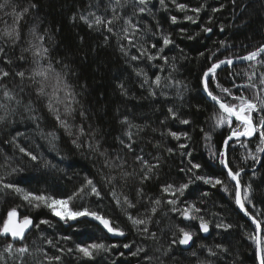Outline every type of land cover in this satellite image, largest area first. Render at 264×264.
Returning <instances> with one entry per match:
<instances>
[{
	"label": "trees",
	"instance_id": "obj_1",
	"mask_svg": "<svg viewBox=\"0 0 264 264\" xmlns=\"http://www.w3.org/2000/svg\"><path fill=\"white\" fill-rule=\"evenodd\" d=\"M31 2H34L37 8L32 9L20 22L21 39L12 45L10 41L0 37V47L5 48L8 58L13 61L11 65L0 64V67H5L13 73L4 83L22 100L20 106L14 103L11 105L16 109L15 113L8 116L7 122L0 123V175L10 173L13 168L21 169L22 171L10 176L6 175V181L16 183L25 191L34 194L43 193L58 199L72 195L85 184L86 178L92 179L101 190L103 198L97 200L95 196H85L73 200L70 206L74 209L88 207L99 211L122 228L125 236L121 240H110L101 231L97 222L89 218L64 223L49 209L32 208L12 190H3L0 191V223L8 210L13 207L18 208L21 217L30 216L36 224L42 219L50 222L47 225H40L39 229L32 227L27 234L23 243L29 247L30 255L25 256L24 264H47L44 252L51 256L60 255L61 264H202V262L203 264L209 262L254 264V244L249 238L250 234H254V228L238 214L235 208L234 187L228 192H223L219 186L212 188L210 185L196 182L186 191L185 197L181 198L195 202L202 209L200 214L210 222L208 233L198 230L197 221H183L169 211V205L162 204L147 225L150 233H156L155 239L146 238L145 235L138 233L125 214L116 207L108 193L114 187L121 199L127 196L136 204L135 208L128 209L133 216L150 215L151 200L161 196V185L173 183L178 186L187 182L189 174L181 172L180 169L189 167V158L182 155V151H191L193 154L191 159L202 165L199 170L200 175L226 179L219 158H211L209 149L205 145L207 143L213 149H220L230 130L227 126L212 129L209 116L214 106L202 98L201 78L203 72L217 58L235 59L264 44V0H177L178 3H184L189 8L203 5L198 17L191 11H178L171 0H165L166 10L161 7L159 0H151L148 5L150 13L142 16H133L131 5L124 9L118 8L121 15L132 17L133 22L138 23L142 31L138 32L137 36L143 35L146 41L156 42L152 34L158 27L164 34L171 35L174 44L169 47L177 53H182V58L175 60V63L172 62V57L165 49L164 55L169 58L167 65L162 60L151 63L146 59L131 61L119 51V44L126 45L127 41H118L114 35L91 30L80 21V15H86L90 11L111 16V12H105L109 0H31ZM10 3L19 11L29 5V0H10ZM214 8L219 10L213 12ZM10 12L11 7L0 10V31L13 24V17L8 14ZM173 15L178 18L179 22L176 24L171 23L170 17ZM185 15L193 16L197 19V23L185 21ZM74 16L75 20H73ZM123 26L121 20L113 27L114 30L119 31ZM203 27H210L212 32H203ZM144 29L147 31H143ZM32 30H35L37 36H45L43 45L49 50V60L42 63L51 62L56 72L66 71L68 83L78 94L77 99L80 103L76 105L77 111L71 122L74 125L82 124L86 132L95 130L94 137L89 135L81 137L80 148L72 143L75 136L69 137L57 125L56 120L45 107V102L37 100L35 84L26 80L23 84L24 91H20V80L14 73L18 70L30 71L35 66L34 49L30 47L29 42L40 43L33 36ZM106 34L110 37L107 44L104 41ZM189 36L193 39H189ZM220 41L225 42V47L220 46ZM145 46H148L147 43ZM25 49L28 51H24ZM222 50L223 53H217ZM131 52L138 54L135 49H131ZM213 52L216 56L208 63L207 57ZM198 53H204L205 57L193 59ZM21 55L26 59L19 60L18 57ZM173 65H175L174 70L179 74L177 78L171 79L173 86H166L168 91L165 90L161 94L157 91L155 96L149 95V85L141 87L143 78L138 77L134 71V69L147 71L150 82L158 74L162 77V83L168 84L169 80L164 79L166 77L164 70L169 68L173 70ZM256 72L257 75L264 72V66L257 65ZM176 81L180 84L176 85ZM217 82L225 88H230L236 95L245 92L249 99L254 98L255 90L233 87V83L245 84L246 76L236 73L230 76L227 70L218 72L217 81H210L209 87L220 94L216 87ZM120 84L124 85L126 94H121V89L118 87ZM151 87L155 88L154 85ZM30 99L33 101L34 111L26 112L24 105H27ZM227 99L231 98L227 97ZM169 108L177 112L179 119H187L191 123L183 125L179 119H171ZM81 109L86 114L83 119L79 115ZM3 114V110H0V115ZM32 115L38 117V120H31L29 117ZM125 117L131 124L142 127L143 131L135 127L129 129L127 124H122L121 121ZM37 124L44 133H55L56 139L52 144L49 143L51 137L43 138L38 134ZM201 128L211 134L210 141L204 140ZM169 130L177 133L186 132L191 139L185 140L182 137L177 141L167 135ZM126 131L133 133L135 141L133 152H129L120 143V140L128 142ZM18 133L20 135H17ZM13 137H16V142L20 146L37 155L38 161H31L14 148L13 144L9 143ZM88 142L93 145L98 144V151L89 149L86 146ZM179 143H186L189 148L181 150L178 148ZM232 143L235 147L229 148L228 158L234 170L254 169L258 161L260 162L251 177H248L249 184L252 185L255 205V207L249 205L248 209L252 213L257 211L264 213V152L256 153L259 138H253L248 143L247 149L241 148L236 142ZM168 148H173L174 152L169 154ZM100 152H105L106 155L102 157ZM248 152L256 154L259 160L254 161L251 158L245 160L244 157ZM136 155H143L150 163L158 162L160 165L152 179L143 184L140 182L142 173L139 163L136 162ZM5 157L8 158L6 166ZM156 157H159V161L155 159ZM105 159L115 164L124 161L123 171L133 175L121 179V169L105 167ZM44 162H47V167L44 166ZM246 175L240 177L244 186H246ZM107 176L117 177L113 185L106 184ZM228 183L232 185L230 181ZM138 189L143 190L142 196H137ZM204 193L207 195L205 196ZM168 198L170 197H164V199ZM257 218L264 221V214ZM221 222L231 224L232 227L227 231L217 228L216 224ZM177 226L186 227V230L193 232V242L190 249L185 251L179 249L178 243L172 245L171 251L165 255L173 234L179 236ZM213 227L217 228V232L212 234V231H215L212 230ZM65 236L71 239L66 241L63 239ZM48 240H52L56 247L48 245ZM8 242L11 241L0 237V251ZM93 242L117 244L118 247L108 253H101L94 261H85L75 251L67 252L68 248L74 250L77 244L87 245ZM125 243L130 244L131 247L125 249L123 247ZM217 244L223 245L227 252H219L215 247ZM16 246L19 247L20 242L16 243ZM57 248L65 251L58 252ZM137 248H143L144 251L133 256L131 253L136 252ZM208 248L217 251L218 255L209 256ZM9 264L12 262L10 261Z\"/></svg>",
	"mask_w": 264,
	"mask_h": 264
},
{
	"label": "snow or ice",
	"instance_id": "obj_2",
	"mask_svg": "<svg viewBox=\"0 0 264 264\" xmlns=\"http://www.w3.org/2000/svg\"><path fill=\"white\" fill-rule=\"evenodd\" d=\"M150 2L151 0H109V5L105 9V12H111V16L97 14L95 11H90L86 15H80L79 19L91 30L114 35L118 41H127L126 45L122 43L119 44V51L123 56L130 58L131 61L146 59L151 63L152 61L162 60L163 63L167 65L169 63V58L164 55V52L166 48L174 44V40L171 35L164 34L163 30L158 27L156 32L152 34L156 38V42H148L145 40L143 35L137 36V33L142 31L139 28L138 23H134L132 17L123 16L121 15V12L118 11V8L124 9L131 5L133 8V16H142L145 13H150V9L148 8ZM159 2L161 7L166 10L167 5L165 0H159ZM171 3L175 5L178 11H191L197 14V17L204 7L201 5L200 7L189 8L188 5L178 3L177 0H171ZM9 7H11V12L8 14L13 17V24L11 26H6L2 31H0V37L5 38L6 41H10L12 45H15L21 39L20 22L24 20L25 16L29 14L32 9L37 8V5L29 0L28 6L17 11V7L12 5L10 0H0V10L7 9ZM218 10L219 9L215 8L212 9L213 12ZM75 19L76 17L74 16L73 20ZM170 19L172 24L179 22L175 15L171 16ZM121 20L123 21L124 26L119 31L114 30L113 26ZM184 20L190 21L193 24L197 23V19L191 15H185ZM209 22H211V20ZM222 30L223 29H221V31ZM143 31H147V29H144ZM181 31L183 32L184 30L182 29ZM202 31L210 33L212 32V29L210 27H203ZM32 34L40 43L32 44L29 42L30 47L34 49L33 64L35 66L30 71L18 70L14 73L15 77H18L20 80V91H24L23 84L26 80L30 81L31 84H35L37 86L35 89L37 100L45 102V107L54 117L57 125L62 128L69 137L75 136L72 143L75 147L80 148L82 146L81 143H79L81 137L85 135L94 137L95 130L92 132H86L82 124L74 125L71 122L77 111L76 105L80 103L77 99L78 94L74 91L72 85L68 83V80L66 79L68 73L66 71L56 72L51 62H48L47 64L42 63V61L49 60V50L43 45L45 36H37L35 30H32ZM107 34L104 35V41L106 44L110 38ZM188 38L193 39L191 36ZM146 43L148 45L147 47L145 46ZM220 46L225 47V42L220 41ZM131 49H135L138 54H132ZM24 51H28V49H25ZM200 55L204 56V53H201ZM215 56L216 53L213 52L207 58L212 60ZM18 59L23 61L26 58L21 55ZM236 60L249 62V67L252 71L244 72V76L247 77V82L245 84L237 85L233 83V87L255 90L253 99H249L243 92L236 95L230 88H225L218 82L216 83V87L219 89L220 94L215 93L209 87L210 81H217V70L224 65L229 67L233 66ZM12 63L13 61L8 58L5 48L0 47V64L11 65ZM257 65L264 66V44H261L254 50L249 51L244 56L235 57V59L232 57H225L224 59L217 58L215 62L211 63L210 67L203 72V76L201 78L203 91L214 105V110L209 116L212 129L215 130L217 128L227 126L230 130L229 134L224 138L223 146L220 149H213V147L207 143L205 145L209 149V155L211 158H219V164L222 165L224 171L226 172V179L200 175L199 170L202 165L191 159L193 155L191 151H182L181 154L186 155L189 158V167L187 169H180L181 172L189 174L187 182L181 183L178 186L173 183L161 185V196L151 200L152 206L149 210L151 213L150 215L145 214L143 217L133 216L128 209L135 208L136 204H134L127 196H124L123 199H121L120 194L116 192L114 187L108 193L112 197L116 207L125 214L127 220L138 233L145 235L146 238H156V233H150L147 225L160 210L162 204L169 205V211L172 214L179 216L183 221H197L199 224L198 230L202 233H208L210 222L200 214L202 209L197 206L195 202H189L187 199L182 200L181 198L185 197L186 191L196 182H202L205 185H210L212 188L219 186L220 190L223 192H228L230 188L234 187V203L236 207L240 210V212L248 217L255 226L254 234L246 235H249V238L255 245L256 261L258 264H264V221L257 218L259 215L264 213H260L259 211L252 213L246 207V205H253V207H255L252 198V185H242L240 177L244 169L239 168L234 170L231 167V162L228 158L229 148L235 147V144L232 143L233 141L239 144L241 148L247 149L248 143L251 139L257 136L259 138V143L256 146V153L264 152V72H260L259 75H257ZM172 67L175 69V65ZM65 68H67V65H65ZM134 71L138 77L143 78L141 87L149 85V95L155 96L156 91L151 87V85H154L157 89L160 88L162 86V77L157 74L155 75V79L150 82L147 73L144 72L143 69H134ZM161 71H163V67H161ZM239 74L240 73H236V75ZM10 75H13L10 70H7L5 67H0V110H3L4 113L3 115H0V123L7 122L8 116L15 113L16 109L11 107L13 103L16 106H20L22 104V100L18 98V95L14 92V90L9 89L6 83H4ZM229 75L231 76L232 73H229ZM164 79L169 80V83L165 86H173L170 77ZM175 84L179 85L180 82L176 81ZM118 87L121 89L122 95L126 94L123 84L118 85ZM227 97H230L231 99L229 100ZM32 104L33 101L30 99L28 104L24 105V110L26 112H33L34 109ZM168 112L171 119H179L177 112L172 108H169ZM79 115L82 119L86 117V114L82 109L80 110ZM29 118L33 121L38 120V117L34 115ZM179 122L183 125H189L191 123V121L187 119H179ZM121 123L127 124L129 129L135 127L139 131H143L142 127L131 124L126 117L121 121ZM37 129L38 134L41 137H51V140H49L50 144H52L56 139L55 133H44L40 130L39 124H37ZM200 131L203 133V138L206 142L211 140V134L209 132L205 131L203 128H201ZM17 135L20 134L18 133ZM125 135L128 138V142L125 143L124 140H120V143L129 152H133L135 143L133 140V133L131 131H126ZM161 135H165V133H161ZM167 135L177 141H180L182 137L185 140L191 139L186 132L177 133L169 130ZM242 137L244 140H241ZM9 143L13 144L14 148L18 149L23 156L28 157L31 161H38L37 155L33 154L25 147L20 146V144L16 142V137H13ZM86 146L93 151H98V144L93 145L91 142H88ZM156 146L159 147V145ZM178 148L185 150L189 148V145L186 143H179ZM167 151L169 154H172L174 149L168 148ZM99 154L102 157L106 155L105 152H100ZM248 158H251L254 161L259 160V157L252 152H248L244 157L245 160ZM135 159L140 165V172L142 173L140 182L143 184L145 181L152 179L155 170L158 169L160 165L158 162L155 164L150 163L143 155H136ZM155 159L159 161V157H156ZM7 160L8 158L5 157V166L7 164ZM44 166H48L47 162H44ZM104 166L108 168L119 167L121 169V179H126L128 176L133 175V173L123 171L124 161L122 160L119 164H115L111 160L105 159ZM19 171L22 170L13 168L12 171L6 175L10 176ZM6 175H0V191L12 190L30 207L37 209L45 207L64 223H68V221H75L80 218H89L91 221L97 222L99 226H102L103 230H105L107 234L120 237L125 236V232L122 228L117 226L111 218L101 214L99 211L92 210L88 207L74 209L70 206L73 200L77 198L82 199L85 196H95L97 200L103 198L101 190L92 179L86 178L85 184L77 189L76 192L66 198L58 199L54 196L43 193L34 194L32 192L25 191L23 188L18 187L14 182H7ZM116 179V176H107L106 184L113 185ZM229 181L234 183L230 185L228 183ZM142 195L143 190L138 189L137 196ZM204 195L206 196L207 193H204ZM164 197L170 198L164 199ZM49 223L50 222L48 220L42 219L39 224H36L30 216L25 215L21 217L17 207H13L8 210L6 216L2 218V223H0V237L5 240L10 237L11 242H8L3 247V250L0 251V264H9L10 261L12 264H24L25 256L30 255L29 247L23 243L26 238V233L32 227L39 229L40 225H47ZM190 226L191 225H189V227ZM216 227L227 231L232 227V225L221 222L216 224ZM177 230L179 236L177 237L176 233L173 234V239L169 249L164 253L165 255L167 252L171 251L172 245H176L178 243L181 246H187L193 240L194 233L186 230V227L177 226ZM63 239L67 241L70 240L71 237L65 236ZM16 242H20L19 247L16 246ZM47 243L53 248L56 247L52 240H48ZM117 247V244L109 245L103 242H93L88 243L87 245L77 244L74 250L72 248H68L67 252L72 253L75 251L76 253H79L80 257H82L85 261H94L101 253H108ZM123 247L125 249H129L131 245L125 243L123 244ZM215 247L219 250V252H227V249L221 244H217ZM56 250L61 253L65 251L62 248H57ZM143 251V248H137L136 252L131 254L136 256ZM207 252L208 255L212 257L218 255V252L214 251L212 248H208ZM43 255L47 264H54V262L55 264H61L62 257L60 255L51 256L46 252H44ZM121 255H123V253H121ZM209 264H211V262H209Z\"/></svg>",
	"mask_w": 264,
	"mask_h": 264
},
{
	"label": "bare ground",
	"instance_id": "obj_3",
	"mask_svg": "<svg viewBox=\"0 0 264 264\" xmlns=\"http://www.w3.org/2000/svg\"><path fill=\"white\" fill-rule=\"evenodd\" d=\"M179 42H181V41H179ZM166 52L169 54V56H171L172 57V59H171V61L172 62H174L175 63V60H178V59H180V58H182V53H177V51L175 52L174 51V49H172L171 47H168V48H166ZM224 52V50H222V51H218L217 53H223ZM205 56H201L199 53L198 54H196V55H194L193 56V59H203ZM174 58V59H173ZM223 59V58H222ZM211 60H209L208 59V63L210 62ZM213 62H215V61H212V63ZM249 64V62H244V63H237V64H234L233 66H231V67H229V66H226V65H224V66H221V68L220 69H218L217 70V73L218 72H220V71H222V70H227L229 73H232V74H235V73H240L242 76H244V72H250V67L249 66H247ZM144 72H146V73H148L147 71H145V70H143ZM165 71V78H171V79H174V78H177V76L179 75V74H177V72H176V70H172L171 68H169V69H165L164 70ZM164 77V76H163ZM202 84V83H201ZM165 85H167V83L165 84V82H163L162 83V86L161 87H163L164 86V88H158L157 90H156V88H153V89H155V91L157 92L158 91V93H163L166 89H167V87L165 86ZM166 91H168V90H166ZM202 93V98L206 101V102H208V103H210L211 105H213L211 102H209L208 100H207V95H204L203 94V88H202V91H201ZM243 93H245V92H243ZM214 106V105H213ZM254 138H258V136L257 137H254ZM49 139H50V137H49ZM241 140H244V138L242 137L241 138ZM252 140V139H251ZM45 141H47V140H45ZM42 147V146H41ZM42 149V148H41ZM261 157V156H260ZM259 164H260V162L258 161V163L255 165V168L253 169H249V170H246V171H243L242 172V174H241V176L242 175H249V176H247L246 175V179H245V184H246V186L247 185H249V179H248V177H251V175H252V172L253 171H255L256 170V168L259 166ZM221 168H222V170H223V167L221 166ZM224 171V170H223ZM246 207L248 208L249 207V205H246ZM235 208H236V210H237V212H238V214L244 219V217L242 216V212H240V210L236 207V205H235ZM248 218V217H247ZM247 223H249L250 224V222L248 221V220H246V219H244ZM251 225V224H250ZM252 226V225H251ZM253 227V226H252ZM254 228V227H253ZM212 230H215V231H212V234L213 233H216L217 232V228H215V227H213L212 228ZM255 230V229H254ZM121 239H123V237H119V239H117V240H121ZM192 242H193V240H192ZM179 249L180 250H182L181 249V245H179ZM190 249V247L187 249V250H189ZM182 251H185V250H182ZM254 264H258V262L256 261V258H255V245H254Z\"/></svg>",
	"mask_w": 264,
	"mask_h": 264
},
{
	"label": "water",
	"instance_id": "obj_4",
	"mask_svg": "<svg viewBox=\"0 0 264 264\" xmlns=\"http://www.w3.org/2000/svg\"><path fill=\"white\" fill-rule=\"evenodd\" d=\"M244 62H245V61L236 60L234 64H237V63H244ZM202 88H203V85H202ZM203 94L206 95V93H204V91H203ZM207 100L213 104V102H212L208 97H207ZM233 142H234V141H233ZM222 146H223V145H222ZM223 170H224V169H223ZM224 172H225V171H224ZM225 174H226V172H225ZM231 183L233 184L234 182H231ZM241 214H242V216L244 217V219L248 220V221L250 222V224H251V225L254 227V229H255V226L252 224L251 220H249V218H247L243 213H241ZM97 225H98V223H97ZM98 226H99V225H98ZM99 228L101 229V231H102L106 236L109 237L110 240H117V239H119V237H120V236H112V235H110V234H107L106 231L103 230L102 226H99ZM30 230H31V229H30ZM30 230L26 233V236H27V234L30 232ZM1 238H2V237H1ZM3 239H4V238H3ZM8 240L11 241V238L9 237ZM16 243H18V242H16ZM191 244H192V241H191L190 244L187 245V246H181V249H182V250H187V249L191 246Z\"/></svg>",
	"mask_w": 264,
	"mask_h": 264
}]
</instances>
